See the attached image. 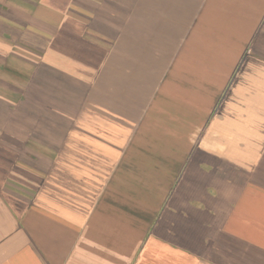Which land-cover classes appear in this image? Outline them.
Instances as JSON below:
<instances>
[{"label":"crops","instance_id":"crops-1","mask_svg":"<svg viewBox=\"0 0 264 264\" xmlns=\"http://www.w3.org/2000/svg\"><path fill=\"white\" fill-rule=\"evenodd\" d=\"M0 264H264V0H0Z\"/></svg>","mask_w":264,"mask_h":264}]
</instances>
